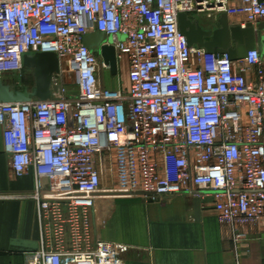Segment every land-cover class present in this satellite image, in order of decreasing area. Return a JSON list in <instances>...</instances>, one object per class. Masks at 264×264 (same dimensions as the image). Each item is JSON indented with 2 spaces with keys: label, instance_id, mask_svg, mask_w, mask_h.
Here are the masks:
<instances>
[{
  "label": "built area",
  "instance_id": "2783aa9c",
  "mask_svg": "<svg viewBox=\"0 0 264 264\" xmlns=\"http://www.w3.org/2000/svg\"><path fill=\"white\" fill-rule=\"evenodd\" d=\"M181 13L258 32L264 0H0V79L25 55L60 61L49 99L0 102L11 167L36 176L44 240L28 264H123L128 244L93 235L97 199L117 192L204 188L220 222L264 219V54L189 45ZM92 32L112 38L127 88L102 84L112 73L84 43Z\"/></svg>",
  "mask_w": 264,
  "mask_h": 264
},
{
  "label": "crops",
  "instance_id": "0c3cea01",
  "mask_svg": "<svg viewBox=\"0 0 264 264\" xmlns=\"http://www.w3.org/2000/svg\"><path fill=\"white\" fill-rule=\"evenodd\" d=\"M101 79L106 87H122L107 70L101 71ZM35 187L33 170L14 173L0 126V264H28L43 246L39 204L29 196ZM217 199L204 188L159 198L101 196L93 235L128 244L123 264H264V219L222 223Z\"/></svg>",
  "mask_w": 264,
  "mask_h": 264
},
{
  "label": "water",
  "instance_id": "95a60500",
  "mask_svg": "<svg viewBox=\"0 0 264 264\" xmlns=\"http://www.w3.org/2000/svg\"><path fill=\"white\" fill-rule=\"evenodd\" d=\"M180 29L186 36L189 45L197 44L206 48L209 52L228 54L230 59L245 58L250 50L257 46L264 54V22L258 26V32L253 24L245 26L233 22L226 13H222L218 19L220 24L214 30H205L199 20L192 19L187 13L179 16ZM208 38V39H207ZM112 38L104 32H92L85 36V45L100 54L104 62L110 67L113 75L119 73V64L116 49L112 44ZM24 66L33 68L35 73V85L29 89L11 88L0 79V102H23L32 98L47 100L51 96V82L53 74L60 69V61L54 52H38L34 55H25ZM115 194H123L117 192Z\"/></svg>",
  "mask_w": 264,
  "mask_h": 264
},
{
  "label": "rangeland",
  "instance_id": "374dc122",
  "mask_svg": "<svg viewBox=\"0 0 264 264\" xmlns=\"http://www.w3.org/2000/svg\"><path fill=\"white\" fill-rule=\"evenodd\" d=\"M195 16L198 17L197 20L201 19V22L203 23L202 26H204L205 28H212L211 30H214V29H216L217 27L220 26L219 22L215 23V22H212V21H207V22L204 23L203 22L204 18L202 19V16H198V15H195ZM195 16H194V14L192 15V17H195ZM260 25H261V22L258 24V26H260ZM127 73L128 72H127L126 63H123L122 68L120 70V73H118L117 76H114L115 80L117 82H121L122 83V87L123 88H127V86H128V80H127V75L128 74ZM1 80L5 84L9 85L11 88H14L16 86V87H19L20 89L23 88L24 86H26L29 89H31L35 85V82H36L34 69L26 67V66H24V68H23V70L21 72L10 71V72L4 73L2 75V77H1Z\"/></svg>",
  "mask_w": 264,
  "mask_h": 264
},
{
  "label": "flooded vegetation",
  "instance_id": "af4514ba",
  "mask_svg": "<svg viewBox=\"0 0 264 264\" xmlns=\"http://www.w3.org/2000/svg\"><path fill=\"white\" fill-rule=\"evenodd\" d=\"M207 21H212V22H215V23H218V21L217 20H215V18H213V17H205L204 18V20H203V22L205 23V22H207ZM199 22H200V24H201V26L203 25V23L201 22V20H199ZM205 30H211L212 28H205L204 26H202ZM216 28V27H215ZM214 29V28H213ZM208 39V38H207ZM16 87V86H15ZM14 87V88H15ZM19 88V87H18Z\"/></svg>",
  "mask_w": 264,
  "mask_h": 264
},
{
  "label": "bare ground",
  "instance_id": "6f19581e",
  "mask_svg": "<svg viewBox=\"0 0 264 264\" xmlns=\"http://www.w3.org/2000/svg\"><path fill=\"white\" fill-rule=\"evenodd\" d=\"M119 73H120V72H119ZM112 75H113V74H112ZM117 75H118V74H117ZM117 75H116V76H117ZM114 76H115V75H114Z\"/></svg>",
  "mask_w": 264,
  "mask_h": 264
}]
</instances>
